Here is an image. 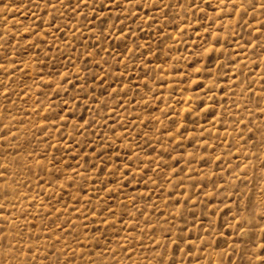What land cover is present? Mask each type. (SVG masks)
I'll return each mask as SVG.
<instances>
[{
    "label": "rangeland",
    "instance_id": "374dc122",
    "mask_svg": "<svg viewBox=\"0 0 264 264\" xmlns=\"http://www.w3.org/2000/svg\"><path fill=\"white\" fill-rule=\"evenodd\" d=\"M252 5L0 3V264H261Z\"/></svg>",
    "mask_w": 264,
    "mask_h": 264
},
{
    "label": "snow or ice",
    "instance_id": "6c2138e0",
    "mask_svg": "<svg viewBox=\"0 0 264 264\" xmlns=\"http://www.w3.org/2000/svg\"><path fill=\"white\" fill-rule=\"evenodd\" d=\"M0 3H4V0H0ZM249 4L252 5V0H249ZM5 10L8 9V5L5 4ZM66 7H70V4L68 5H64ZM253 7H259L261 10H264V0H260V2L256 5H252ZM54 7V5H53ZM80 7L79 2L76 4V9H78ZM241 7L243 8V5H241ZM74 9V11L76 10ZM212 49H210L209 51H211ZM262 167H264V165H262ZM256 196H258L260 199H254L252 196L249 197V202L250 204L255 208L258 206H262L264 205V187H262L258 193H256ZM261 264H264V260L261 261Z\"/></svg>",
    "mask_w": 264,
    "mask_h": 264
}]
</instances>
